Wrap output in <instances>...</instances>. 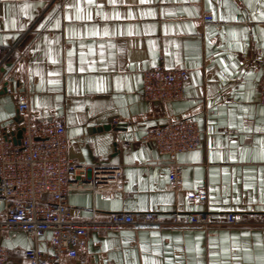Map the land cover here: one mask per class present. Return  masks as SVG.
I'll return each mask as SVG.
<instances>
[{
	"label": "crops",
	"instance_id": "obj_1",
	"mask_svg": "<svg viewBox=\"0 0 264 264\" xmlns=\"http://www.w3.org/2000/svg\"><path fill=\"white\" fill-rule=\"evenodd\" d=\"M18 41L28 55L15 63L9 45ZM160 58L189 70L183 98L164 110L140 98L141 72ZM263 59L264 0H0V140L24 89L32 115L64 125L75 165L122 172L113 189L67 193L75 220L156 212L164 223L91 232L68 264H264ZM166 119L194 120L202 135L199 149L177 157L179 191L167 159L143 139ZM200 186L207 204L189 208L185 194ZM5 205L0 197V213ZM201 210L209 229L169 224L173 212ZM231 213L238 222L227 225ZM49 240L0 230L11 264H27L28 249L50 254Z\"/></svg>",
	"mask_w": 264,
	"mask_h": 264
},
{
	"label": "built area",
	"instance_id": "obj_2",
	"mask_svg": "<svg viewBox=\"0 0 264 264\" xmlns=\"http://www.w3.org/2000/svg\"><path fill=\"white\" fill-rule=\"evenodd\" d=\"M203 19L210 21V14L205 13ZM19 45L20 41L9 45L10 52L16 55L15 63L24 61L28 55L27 50H19ZM3 65L0 63V71ZM259 70L256 88L258 103L264 110V59ZM188 75L189 70L185 68L165 67L160 58L157 66L141 72L140 98L164 110L168 102L183 98ZM13 124L0 140V197L6 201L0 213V230H19L35 240L50 234L51 253H43L37 248L25 250L22 259L27 264H68L84 253L91 232L116 231L125 226L144 229L164 226L156 212H114L104 220H75L67 206V193L70 190L113 189L122 176L121 170L99 163L75 165L67 156L64 125L51 116L32 115L24 89L16 95ZM18 130H21V137L19 144H14ZM143 139L167 159L169 186L173 191H179L181 166L177 157L201 147L202 135L197 123L191 119H166L162 125L148 130ZM185 200L189 208L206 206V188L200 186L187 192ZM170 218L169 224L175 227L205 230L213 225L205 210L173 212ZM237 222L238 217L231 213L224 223L233 225ZM260 224L264 226V212L260 214ZM0 264H11L10 254L3 247H0Z\"/></svg>",
	"mask_w": 264,
	"mask_h": 264
},
{
	"label": "water",
	"instance_id": "obj_3",
	"mask_svg": "<svg viewBox=\"0 0 264 264\" xmlns=\"http://www.w3.org/2000/svg\"><path fill=\"white\" fill-rule=\"evenodd\" d=\"M20 137H21V130H18L17 133H16V136H15V139L13 140V143L14 144H19ZM77 264H81V263L79 262Z\"/></svg>",
	"mask_w": 264,
	"mask_h": 264
}]
</instances>
